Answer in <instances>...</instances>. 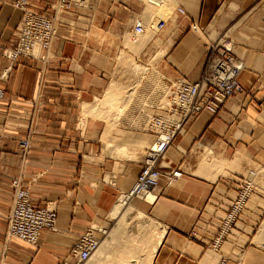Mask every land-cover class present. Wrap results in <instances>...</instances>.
I'll return each mask as SVG.
<instances>
[{
	"label": "crops",
	"instance_id": "obj_1",
	"mask_svg": "<svg viewBox=\"0 0 264 264\" xmlns=\"http://www.w3.org/2000/svg\"><path fill=\"white\" fill-rule=\"evenodd\" d=\"M13 1L0 0V86L6 91L0 101V264H62L90 227L121 235L122 225L111 216L120 196L132 191L143 159L103 157L96 145L103 121L88 117L83 125V105L105 95L114 73H133L132 63L117 70L115 62L121 52L136 55L135 22L149 15L140 0H100L91 8L74 9L61 17L45 66L26 57L10 65L3 51L14 44L23 16ZM55 2L36 0L31 8L51 14ZM177 5L186 16H178L176 24L161 21L160 45L148 51L158 56L155 65L161 76L169 83L179 77L198 80L207 46L224 36L245 65L239 77L243 93L230 98L217 114L204 112L190 120L167 152L158 198L144 201L165 234L145 263L219 264L226 258L225 264H264V240L255 241L264 222V0H179ZM193 25L205 32H195ZM169 26L174 31L171 48ZM26 138L27 158L21 146ZM105 143L112 153L134 154L129 143ZM168 167L180 168L184 176L168 184ZM250 169H262L257 179L262 193L252 195L220 251L188 240L206 203L233 198V182ZM18 176L35 206L53 202L58 207V231H44L37 246L8 237L12 181ZM96 236L102 237L98 232ZM210 238L202 233L205 242ZM115 244L110 252L123 264L138 254L136 248Z\"/></svg>",
	"mask_w": 264,
	"mask_h": 264
},
{
	"label": "built area",
	"instance_id": "obj_2",
	"mask_svg": "<svg viewBox=\"0 0 264 264\" xmlns=\"http://www.w3.org/2000/svg\"><path fill=\"white\" fill-rule=\"evenodd\" d=\"M36 0H14V8L22 10L23 16L15 34V42L3 51L4 58L10 65L21 57L40 60L44 66L50 60V52L57 38L61 17L77 8H91L100 0H56L51 14H44L31 8ZM178 16H186V10L178 6ZM198 33L205 30L198 25L190 27ZM146 32V20L140 17L133 29L134 35L142 36ZM245 65L234 53V45L224 36L211 42L206 50V62L203 74L196 81L179 77L173 82V101L162 114H155L148 120L146 131L152 138V145L146 149L143 164L136 183L129 194L133 199L147 201L148 196L158 198L163 161L169 149L174 145L178 135L185 132L186 124L199 114L207 112L217 114L224 104L237 94L243 93L239 77ZM45 69L41 70L42 77ZM42 81V80H41ZM6 97L5 89L0 86V101ZM24 157H28L30 140L21 141ZM169 168L166 172L168 184L184 176L180 168ZM262 169H250L236 184L231 199L208 201L201 211L193 229L187 235L190 241H200L213 252H219L223 244L233 232L235 224L244 215L252 195L259 192L258 176ZM13 204L7 216L8 237L30 246H37L44 231H58V207L56 203L35 206L31 202V193L18 176L12 181ZM261 192V191H260ZM262 193V192H261ZM121 197V196H120ZM107 227H90L77 239L70 250L67 260L62 264H87L99 250L107 236ZM102 235L101 238L96 233ZM205 232L211 236L209 240L201 239ZM222 258L219 264H225Z\"/></svg>",
	"mask_w": 264,
	"mask_h": 264
},
{
	"label": "rangeland",
	"instance_id": "obj_3",
	"mask_svg": "<svg viewBox=\"0 0 264 264\" xmlns=\"http://www.w3.org/2000/svg\"><path fill=\"white\" fill-rule=\"evenodd\" d=\"M140 1L142 4L146 5V15H149L148 12H150L152 16H148L146 20L148 22L146 32L142 36H137L138 48L135 56H129L125 52H121L115 62L117 70H124L125 67L128 69L129 65L132 63L134 69L132 70L133 73L129 74L122 71L120 73H114L110 87H115L117 85L116 87H118V89L115 87L114 90H111L110 88L106 91L105 95L96 99L92 104L83 105V125L88 117L103 121L104 130L102 135L97 138L96 143L99 150L102 151L101 153L103 157L112 156L124 160L141 161L146 154V149L150 148L152 145V138L146 131L148 120L155 114H162L163 109L168 107V103L173 101V96L170 95L169 92L170 88L173 90V83L167 82L161 74H159L160 81L162 83L164 82L166 85V87H164L165 89H160L159 92L161 93H150L151 89L147 87L146 81L152 73L158 74L157 72H160L155 65L158 56H149L148 51L150 48H155L160 45L159 34L161 21L166 22L167 20H173L174 24L177 23L178 15L174 13V11L180 6L177 5L179 0H175V5L169 10L164 4L152 7V5L148 3V0ZM173 32L172 27L169 26V48H171L173 44L174 38L171 39V37H173ZM135 64L144 67L147 72H141L140 75L135 69ZM130 94L131 96L129 100L128 95ZM127 99L129 102L125 105ZM84 109H92V111H89L86 114ZM140 116L141 121L138 120L139 123L136 124V126H133V124L136 123L135 121L133 122V120ZM104 139L113 142L114 144L122 141L129 143V148L134 154L120 156L112 153V147L108 148L105 143L106 140ZM131 139L134 140V142L130 143ZM219 164L220 163L217 162L216 166L218 167ZM133 203L134 204L132 205H135V208L144 212L143 217L139 218L134 213L118 223L119 225H122L120 229L121 235L117 237L118 233L114 230V235L112 232L110 236H114L113 241L107 243L110 240V237L107 238L104 241L103 246L99 248L95 253V256L87 264H123L122 259L120 260L115 254L110 252V248L113 247L114 243H116V246L124 243L123 247H132L138 250V254L129 256L128 259L130 264H146L145 261L148 262L147 260L149 256L152 257L153 244L157 241V234L163 227L151 217L143 200L133 199ZM111 218L114 219L113 216H111ZM108 224L113 225L112 222H109ZM145 258L147 259L144 260Z\"/></svg>",
	"mask_w": 264,
	"mask_h": 264
},
{
	"label": "bare ground",
	"instance_id": "obj_4",
	"mask_svg": "<svg viewBox=\"0 0 264 264\" xmlns=\"http://www.w3.org/2000/svg\"><path fill=\"white\" fill-rule=\"evenodd\" d=\"M175 0H148V3H150V5H152V7H157V6H161V5H165L166 7H167V9L169 10V9H171L172 7H173V5H175ZM165 7V8H166ZM150 10V9H149ZM151 10H152V8H151ZM155 10H156V8H155ZM166 10V9H165ZM148 12V11H147ZM160 12V11H159ZM148 14H149V16H151V13L150 12H148ZM153 14V13H152ZM167 14V13H166ZM163 15V14H162ZM155 16V15H154ZM152 17V16H151ZM157 18H158V16H157ZM135 69H136V71H138V73L141 75V72L142 73H146L147 71L144 69V67H141L140 65H135ZM144 71H146V72H144ZM158 74H156V73H152L151 74V76H149L148 77V80L146 81V84H147V87L149 88V89H151V91H150V93H152V92H154V94H155V92L156 93H161V92H159L160 91V89H165L164 87H166V85L164 84V82L162 83L161 81H160V76H159V74H161V73H159V72H157ZM148 74V73H147ZM146 74V75H147ZM147 77V76H146ZM140 82V81H139ZM113 84V83H112ZM145 84V85H146ZM115 85H116V82H115ZM112 86H114V85H112ZM117 86V85H116ZM115 86V87H116ZM115 87H110L109 86V89L111 88V90H114V88ZM117 89H118V87H116ZM148 89V90H149ZM143 90V89H142ZM146 90V89H145ZM115 92H116V89H115ZM163 92V91H162ZM170 95H173V90L170 88ZM157 95V94H156ZM130 96H131V94L130 95H128V97H129V100H130ZM155 96V95H154ZM154 98V97H153ZM129 100L127 99L126 101V103H125V105L129 102ZM162 100V99H161ZM141 103V102H140ZM166 104V103H165ZM164 104V105H165ZM170 103H168V105H169ZM161 106H163V105H161ZM167 108V107H166ZM89 111H92V109H89L88 110V112ZM142 116V115H141ZM141 116L139 117V118H137V119H134L133 120V122L135 121L136 123L135 124H133V126H136V124H138L139 122H138V120H140L141 121ZM139 126V125H138ZM217 163V162H216ZM132 200H133V198L132 197H130V196H128V195H126V194H123L119 199H118V203H117V205H116V207H115V209L113 210V213H112V215H113V217H114V219H115V221H117V223H120L122 220H124L126 217H128V216H130V215H132V214H136V216H138L139 218H141V217H143V213L141 212V211H139L137 208H135L131 203H132ZM155 197H154V195H150V196H148V198H147V201H149V202H151V203H154L155 201ZM113 230V229H112ZM112 232H113V235H114V230L113 231H111L110 232V234L108 235V231H107V236H108V238L111 236V234H112ZM164 234H165V232H164V230H161L158 234H157V241L153 244V250H152V257H154V255H155V253H156V251H157V248H158V246H159V244L161 243V241H162V239H163V237H164ZM259 237H260V239H259V237H256L255 238V241L256 242H258L259 240H263L264 239V222L262 223V225H261V227L259 228ZM106 236V237H107ZM106 237H105V239H106ZM113 239H114V236L113 237H110V240L107 242V243H111L112 241H113ZM105 241V240H104ZM104 241L102 242V244H101V246H103V243H104ZM101 246H100V248H101ZM95 256V254L93 255V257ZM92 257V258H93ZM151 257V258H152Z\"/></svg>",
	"mask_w": 264,
	"mask_h": 264
}]
</instances>
